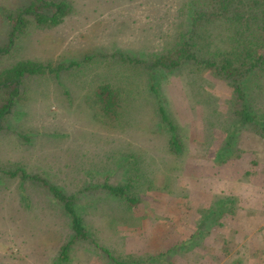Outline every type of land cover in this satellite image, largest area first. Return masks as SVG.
Masks as SVG:
<instances>
[{
    "label": "rangeland",
    "instance_id": "1",
    "mask_svg": "<svg viewBox=\"0 0 264 264\" xmlns=\"http://www.w3.org/2000/svg\"><path fill=\"white\" fill-rule=\"evenodd\" d=\"M46 1L67 3L63 21L46 28L28 15L29 23L15 30L11 45L7 17L25 11L29 0H0V70L22 60L51 69L80 63L56 76L53 71L25 75L9 111L0 118V264L111 263L98 247L116 259L154 256L191 236L197 209L216 193L236 197L253 225L236 227L233 252L223 256L216 249L218 240L210 237L200 260L198 243L184 258L159 254V264H264V141L238 129L240 157L223 165L213 161L224 130L232 125L233 95L227 86L190 63L154 77L186 145L179 157L170 154L164 129L154 122L150 107L135 116L138 123L112 125L93 118L96 84L108 74L125 73L122 64L108 61L110 56L161 51L177 31L184 0ZM11 88L0 87V105L13 93ZM255 102L263 108L264 96ZM123 147L135 157L145 151L135 160L136 182L142 183L140 190L136 187L142 194L137 204L100 187L125 180L132 158L126 155L107 169ZM41 179L73 196L88 234L87 240L70 245L63 262L58 253L73 234L70 217ZM218 234L222 232L212 236L218 239Z\"/></svg>",
    "mask_w": 264,
    "mask_h": 264
},
{
    "label": "trees",
    "instance_id": "2",
    "mask_svg": "<svg viewBox=\"0 0 264 264\" xmlns=\"http://www.w3.org/2000/svg\"><path fill=\"white\" fill-rule=\"evenodd\" d=\"M68 9L64 1L29 0V6L25 11L7 17L12 29L9 43L12 45L15 30L27 26L28 15L38 26L52 28L63 21ZM177 19V31L172 41L164 45L161 51L149 54L150 56L122 52L110 56L108 61L122 64L124 66L122 73H125L119 77L116 75V78L114 74H108L104 76L102 82L96 84L93 90L95 100L92 101L93 118L107 120L106 122L112 125L121 122L138 123L139 120L135 116H140L145 107H150L154 122L158 123L160 130L164 129L162 132L166 134L170 154H174L175 157L181 156L187 150L186 145L179 138L171 112L162 102V92L154 77L163 72L174 73L190 63L189 65L200 68L204 76H212L223 83L233 95L230 121L232 125L224 130L223 140L213 155L214 164L223 165L233 157H240L237 145L239 139L236 137L238 129L249 131L264 141V107L259 108L255 105V99L264 96V0H184ZM3 50L5 52L8 49ZM72 67H80V63L71 61L67 65L60 64L51 69L48 64L22 60L13 67L0 70V87L7 89L10 86L13 91L10 95L8 93L6 101L0 105V118L9 111L13 102L12 95L25 75L53 71L56 76L62 70H69ZM132 77H137L138 80L135 81ZM232 126L236 130L231 129ZM122 150L120 155L113 158V165L107 169L117 166V162L124 161L126 155L132 158L130 163L133 164L126 169L125 180L117 185L102 184L100 187L112 196L137 204L142 194L136 191L138 183L135 160L143 156L145 151L135 157L132 151H127L129 149L123 147ZM252 164L256 165L257 162L252 161ZM41 182L46 184L48 192L70 217L73 234L60 246L58 253L59 260L63 262L68 259L70 245L79 240H87L88 234L83 219L76 213L73 196L67 195L53 184L46 183L44 179H41ZM150 182L151 179L147 188ZM197 210L198 220L191 236L186 241H178L159 254H171V257L179 255L184 258L186 253H191L199 243L200 260L204 257L206 249H204L206 244H203L211 237L212 240L219 242L217 251H221L223 256L227 257L238 242L236 227L240 224L253 226L252 222L247 221L245 210L234 196L212 194L209 203ZM222 229L226 230V234ZM261 229H264V225ZM217 231H221L222 234H218V239H215L212 235L217 234ZM98 248L111 259V263L108 261L107 264H159L163 257L159 254L154 256L142 254L133 258L116 259L107 248ZM233 264L242 262L238 260Z\"/></svg>",
    "mask_w": 264,
    "mask_h": 264
}]
</instances>
